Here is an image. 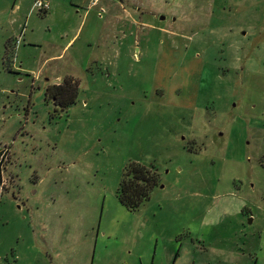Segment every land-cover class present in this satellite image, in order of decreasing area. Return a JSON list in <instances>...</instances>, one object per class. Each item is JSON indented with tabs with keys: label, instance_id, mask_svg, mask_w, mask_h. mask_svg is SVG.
Wrapping results in <instances>:
<instances>
[{
	"label": "rangeland",
	"instance_id": "rangeland-1",
	"mask_svg": "<svg viewBox=\"0 0 264 264\" xmlns=\"http://www.w3.org/2000/svg\"><path fill=\"white\" fill-rule=\"evenodd\" d=\"M0 149V264H264V0H0Z\"/></svg>",
	"mask_w": 264,
	"mask_h": 264
},
{
	"label": "trees",
	"instance_id": "trees-1",
	"mask_svg": "<svg viewBox=\"0 0 264 264\" xmlns=\"http://www.w3.org/2000/svg\"><path fill=\"white\" fill-rule=\"evenodd\" d=\"M78 86L79 82L75 78L67 77L61 84L48 85L46 97L54 100L56 106L65 111L76 102L79 90ZM4 154L5 150L0 149V198L3 193L2 173ZM158 183L159 174L154 166L148 167L139 163H131L124 171L118 189V198L129 210H137L150 197V192Z\"/></svg>",
	"mask_w": 264,
	"mask_h": 264
},
{
	"label": "built area",
	"instance_id": "built-area-1",
	"mask_svg": "<svg viewBox=\"0 0 264 264\" xmlns=\"http://www.w3.org/2000/svg\"><path fill=\"white\" fill-rule=\"evenodd\" d=\"M99 0H91V5L94 6L97 4ZM35 7L43 10V11H48L49 10V4L48 3H44V2H41V1H36L35 2ZM19 42V41H17Z\"/></svg>",
	"mask_w": 264,
	"mask_h": 264
}]
</instances>
